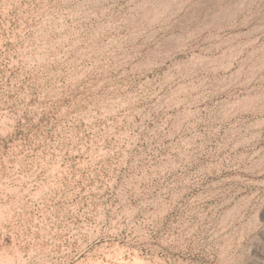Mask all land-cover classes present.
<instances>
[{
	"label": "rangeland",
	"instance_id": "374dc122",
	"mask_svg": "<svg viewBox=\"0 0 264 264\" xmlns=\"http://www.w3.org/2000/svg\"><path fill=\"white\" fill-rule=\"evenodd\" d=\"M0 264H264V0H0Z\"/></svg>",
	"mask_w": 264,
	"mask_h": 264
}]
</instances>
